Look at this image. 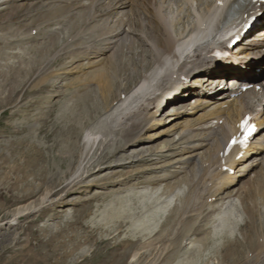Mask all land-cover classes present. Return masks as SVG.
Segmentation results:
<instances>
[{
    "label": "rangeland",
    "instance_id": "rangeland-1",
    "mask_svg": "<svg viewBox=\"0 0 264 264\" xmlns=\"http://www.w3.org/2000/svg\"><path fill=\"white\" fill-rule=\"evenodd\" d=\"M35 2L37 4L42 3L41 0H32L30 3L32 4ZM201 2L204 4L205 0L204 2L200 0V3ZM208 2L210 1L207 0L206 3ZM18 3L19 1L12 2V4ZM9 6L10 2L6 4L4 3V0H0V15H7L5 13L9 11ZM197 6H199L198 0L193 2L192 7L189 6V4L185 3L184 0H176L169 8L171 10V13L169 15H174L172 17L171 29L175 31L178 29L176 31V33H178V31L184 30L186 28V24L189 23L191 25L192 18L194 17L192 15H189L188 12H194L195 14L198 13L199 10L195 11L196 8L198 9ZM176 12H178V15H176ZM46 13V15H48V11ZM6 23L8 25H6ZM19 24V20H14L13 23L4 22L2 20L0 21V89L4 91V95H2V90L0 92V264H181L183 262V264H185L188 258V261H191L190 259L193 260L194 257H196L194 258V261L195 259H197L196 261H198L199 259L198 262H193L194 264H217L221 260L223 251L225 249L224 245L225 243H227L225 242V240L229 237L233 239H241L242 237V225L248 220L247 215H245L242 209V204L239 203V201H236L234 203V213L230 214L229 216L231 217L230 221L235 224L231 225V227H227L226 224L225 226H223L226 228V230H228L229 233L226 231L223 233L220 232L221 234L216 233L219 231L218 228H216L214 232V235L216 236H213L212 232L215 227L218 226L220 221L215 220V218L217 217L216 213L208 212L211 211V209L214 207L216 209L220 205L221 201H219V204L218 202L212 203V206L214 207L209 206L206 211L205 209L207 206L204 207L203 213H201V216L199 215L197 219L198 221H200V223L196 221L197 224H194V228L196 227V229H203L205 231L204 233L207 234V236L205 235L206 239L203 237V232H197L196 234L192 233V231L187 232L183 236L184 238H181V243L179 242L181 248L178 246V256L172 257L173 253L171 251L170 253H168L167 250L169 242H167L166 244L165 242H160L162 244L161 245L158 240L161 235L164 236V233L166 235V231L168 230L169 233H171L172 231V233L175 234L177 229H179L180 227V225L178 226V224H180V219L187 216L186 213L181 216L178 213L176 214L175 209L183 204V199L188 191V185L185 182H182L179 183V185H177L176 187L171 188L174 182V184H177L176 182H178V179L169 177L172 175V171H161L163 168H165V166H167V162L164 163V161H162L161 159H170L167 156L155 162H151L148 165L136 162L135 164L122 167V169H119V167L116 169H107V172L113 171V173H115V171L117 172L122 170L119 173L121 177L118 176L119 178L116 177L115 180H122L124 175L128 177L130 176L124 181L123 184L114 186H108L106 184L107 186L104 185V187H101V185L97 186V184L101 183L99 182L95 186L88 185L84 190L82 188L77 189L79 188L80 184L76 185L77 181L82 178H79L77 180L72 178L73 182H70L71 185L69 184V186L65 188L66 190L61 189V187L64 186L65 183L62 184V186L57 185L53 187V185L56 184H54V181H60V179L63 178L62 175L64 176V173L69 170L70 165L68 164L70 163L67 162L63 165V162L60 161V158L68 153L67 143L69 141H80L82 144H85V137H91L90 141H87L88 146H86L85 154L82 156L79 154L80 158H78V161L81 170H79V173H77L80 174L83 167L86 166L87 168H89L99 159L101 154H103L102 151L105 150L104 147H101V150H97L98 141L105 142L110 138L114 139L115 136V139L123 138V136L121 135L122 133L117 132L121 127V123H119L120 121L118 122L113 120V115L108 116L109 108L105 109V107L100 112H93L92 103L94 101L97 102L100 99L97 91V86L94 82L86 84L84 83V81H81L83 83H80L77 79L85 78L87 74L89 72H93L96 67H87L88 65L79 67L81 64V62H79L80 56L74 58L72 54L68 53L69 51L66 50L69 49L70 46L71 48H74L73 46L77 43V35L75 37V41H73V37L75 35L74 29H64V27L62 26L63 23H52L46 28L43 26H37L32 29V32H25L17 29L19 28ZM61 26L63 27L64 31L63 29L60 30V28H62ZM181 26H183L182 29H180ZM47 28L51 31V34L48 33L49 30L47 31ZM51 28L54 29L52 30ZM55 31L57 34L55 33ZM37 35L38 38H36ZM46 35H49V38ZM50 35L52 37H50ZM53 37H55V40L58 39L56 40L57 42L59 41L58 43H56L55 41V45L54 43H52L54 46L49 43V41ZM71 38H73V40ZM43 42L47 43L44 44ZM77 45L79 46V43ZM31 48L34 51H32ZM48 48H50V50ZM43 50H45L48 54L45 51L44 53H40ZM130 53L132 55L137 54L136 51H130L118 55L117 58L119 59V61L120 59H122L121 61L124 62L126 60H129L130 58L135 59L137 57V55L132 56ZM67 54H69L70 56ZM41 56L44 58L42 59V62H38L41 67L40 71H38L32 77H30V79H28L29 81L26 82L25 87H22V85L20 84L17 89L19 91V94L17 93L15 97L8 100L7 97L10 87L6 86L8 82L3 79V73L8 72L9 68V71H12V73H14V70L18 69L19 66L21 69H27V62H33V60L35 59H40ZM109 56H113V51L106 54V56L104 57V61ZM101 61L103 60H97L98 65ZM86 63L87 62L82 63L81 65H84ZM24 64L27 66H23ZM58 70L62 71L60 72ZM24 76L25 72H21L19 74V79L24 78ZM59 76L60 78H55ZM125 77H127V74L125 75L123 73H119L117 76V80L122 86L124 84ZM42 78H44V81H42ZM40 79L41 81H39ZM38 83L40 84V86ZM50 89H52L53 91ZM88 93H90V97L92 98L88 102H85L87 99H84L83 101L79 99V96ZM17 97H19V99ZM78 101H81V103H78ZM111 104H113V102ZM90 106L91 109L89 110ZM81 111L82 113L79 115L78 113H80ZM111 120L114 122H112ZM43 121H45V123ZM116 122H118V124ZM73 123L75 124V126H79L76 124H80L84 127L81 138L79 137V139L77 140L75 136L70 137L66 134V128H68L69 125ZM152 126L154 128V126L156 127V124H152ZM153 128L150 130H156ZM51 132L52 134L49 135ZM64 134L67 138L64 136ZM147 134H149V131L146 132V134H144L143 136H146ZM117 135L120 136V138ZM92 138L96 139L93 140ZM166 139H168V136L165 135L162 136V138L152 142L151 144L160 143L163 146L164 144L168 143L165 142ZM142 140L143 139H140L137 144H141ZM165 154H168V152H166ZM174 157H176V155ZM159 161L163 164H161ZM174 161L175 159L169 160V162ZM86 162L89 163L87 164ZM142 166H150L151 168H153L149 173H143L140 172ZM156 166L158 167V169L156 168ZM176 166L180 165L177 164ZM192 168L193 166L190 167V169ZM105 173L106 172L95 174L90 178H86V182L84 183L90 184L92 180L100 178V176L104 175ZM160 175L163 176H161L160 178L155 177ZM73 177H75V175ZM85 177L86 176H83V179ZM144 180L146 182H144ZM147 181L151 183H148ZM49 187H53L52 191L51 193L45 195ZM57 189L58 194L53 195V191ZM98 193L106 194V196H104V199L101 197H93L97 196L96 194ZM67 194H69L66 198V200H68V203L65 205H61L59 202L60 199L65 198ZM224 201L229 202L230 200L225 199ZM57 202L59 204L53 205ZM116 205H118L119 207ZM216 205L218 206L216 207ZM25 206H28L29 209L26 210V212H21L22 214H19L21 216H17L14 219L13 215L14 213L16 214L18 208ZM231 207L232 204L231 206L229 205L227 209L231 211ZM119 208H121L123 210L121 211L124 213L123 215H118L121 216L119 217L120 219H118L117 215L110 219L109 214L114 210H118ZM157 209L161 212H157ZM125 210H127L128 212H126ZM151 211L156 212L157 215L155 216V218L150 219L146 223L145 227L137 225V222L139 220H142L141 218ZM225 211V209L220 208L219 215L222 216ZM205 215L208 216L209 219L204 221L205 218L203 216ZM226 218L227 217H225V219ZM126 219L128 220L125 221ZM116 223H120L121 225ZM115 226L118 229H116ZM138 227H140V229ZM143 228L145 229L143 230ZM210 230L212 232H210V235H208L207 231L209 232ZM194 237L196 239H194ZM198 237H201L202 240ZM207 238H210V242H208ZM193 240L197 242H193ZM144 241L146 243L148 241V244H146ZM203 242H207L205 243L206 249L203 245ZM142 244H146V246L151 244V246L149 245V247L147 248L139 249ZM201 247H203L204 251ZM130 248L133 249L132 253L139 250V252L143 253V256L139 257V260L134 259L135 262H133L132 256H128L127 259L123 260L121 256H125V254L129 252ZM155 248H165L167 258H160L155 261L154 259L157 258V253L155 254ZM179 249L180 251H182L180 252ZM218 249H220L221 252ZM123 252L125 253L123 254ZM193 253L197 255L195 256V254L193 255ZM154 254L155 258L153 256ZM168 256H171V258L175 260V263L171 261L170 263L166 262L167 259L172 260ZM151 257H153L154 259H152ZM186 258L187 260L184 261ZM159 260L161 261L159 262ZM200 260L202 262H200Z\"/></svg>",
    "mask_w": 264,
    "mask_h": 264
},
{
    "label": "bare ground",
    "instance_id": "bare-ground-1",
    "mask_svg": "<svg viewBox=\"0 0 264 264\" xmlns=\"http://www.w3.org/2000/svg\"><path fill=\"white\" fill-rule=\"evenodd\" d=\"M14 1L15 2L19 1V3L18 4H12V2H14ZM31 1L32 0H11V1L4 0V3H6V4L10 2V6H9L10 9L7 13H5L7 15H5V16L0 15V21L2 20L4 22L13 23L14 20H19L20 24H19V28H17V29L25 31V32L26 31L32 32V29L37 27V26L38 27L43 26L46 28L48 25H51L52 23H54V24L55 23H63L62 26L64 27V29L65 28H72L75 30V32H74L75 35L73 37L74 40H73V38H71L73 41H75V37L77 35V38H76L77 43L75 45L73 43L74 48H71V46H70V48L66 49V50H68L69 51L68 53L72 54V56L74 58H77L80 56L81 57V58L79 57L80 61L83 60L82 59L83 54H87L85 51L86 48L89 46L94 47L97 43H99L100 46H103V47H100V49H102L101 51H103V52H105L106 49H108V50H110L112 48L114 49L113 50V56H111V57L109 56L108 58H106L105 61H104V59H105L104 57L101 58L103 61H101L99 65H98L97 61L96 62L95 61L87 62L84 65H81L82 64L81 63L79 67L88 65L87 67L95 66L96 69H94V71L91 73L89 72L85 78L77 79V80L80 83H83L81 81H84V83H86V84L87 83L90 84L91 82L95 83V85L97 86V91H98L100 99H99V101H97V102L94 101L92 103L93 112H100L105 107H106L105 109L109 108L108 109L109 110L108 116L113 115L114 116L113 120L118 121V122L120 121L119 123H121V127L118 129L117 132L118 133L121 132L122 133L121 135L123 136V138H120V136L117 135L120 139H115L116 138V136H115L114 139L110 138L109 140H107L105 142L104 141H98L97 142L98 143V149L97 150H101L102 149L101 147H104L105 150L102 151L103 154H101L99 159L95 163H93V165L90 166L89 168H87L86 166L83 167L80 174H78L79 173L78 171L81 170L80 164L78 161V158H80L79 154L81 156L85 154L86 146H88L87 141H90L91 137H89V136L85 137V139H86L85 144H82L80 141H78V142H76V141L70 142L69 141L67 143L68 144V153L65 154V156H62L60 158V161L63 162V165L66 164L67 162L70 163V164H68V165H70L69 170L64 173V176L62 175L63 178L60 179V181H54V184L55 183L56 184L53 185V187H55L57 185L62 186V184L65 183V185L62 186L61 189L66 190L65 188L69 186L70 182L72 181V178H74L76 180L79 178H82L79 181H77L76 185L80 184L79 188H77V189L82 188L84 190L88 185L95 186L99 182H101V183L97 184V186L101 185V187H104V185H106V184L108 186L123 184L124 181L126 179H128L130 176L128 177V176L124 175L122 180H115L116 177H118V176L121 177V175L119 173L122 170L117 171V172L115 171V173H113V171L107 172V169H112V168L116 169L118 167H119V169H122V167L135 164L136 162H140L142 164L148 165L151 162H155V161H157L163 157H166V156L168 158L174 160L173 157L175 155L177 156L179 154L182 156L181 158L175 159L174 162H167V164H166L167 166H165V168H163L161 171H169V172L172 171V173H171L172 175L169 177H174V178L178 179V182H176L177 184H174L175 183L174 182L171 188L176 187L177 185H179V183H182V182H185L188 185V189H187L188 191H187V194L185 195V197L183 199V204L175 209L176 214L178 213L181 216V215L186 213L187 216L180 219V224H178V226L180 225V227H179V229H177L175 234H173L172 231H171V233L168 232L169 230L166 231V235L164 233V236L161 235V237L159 238V240H158L159 243L165 242V244H166L167 242H169V244L167 246L168 253H170V251H171L173 253V254L171 253L173 255L172 257L178 256V254H179V253L177 254L178 246L179 247L181 246V245H179V242L181 243V241H180V240H182L181 238H184L183 236L187 232L192 231V233H195V234L197 232H201V233L205 232L203 229L201 230L200 228H197V229H196V227L194 228V224L196 223V221L200 223V221H198L197 219H198L199 215L201 213H203L204 207L207 206L205 209V211H206L209 206L213 205L212 203L218 202V204H219V201H221L220 205L219 206L216 205V207L218 206L216 209L214 206H212L214 208L210 207L212 209L208 213H210V212L216 213L217 217L215 218V220H219L220 223L218 224V226L215 227L213 232L210 230L209 232L207 231V233H208V235H210V232H212L213 236H216V235H214L216 228H218V230H219L216 233H220V232L223 233L225 231L228 232V230H226V228L223 226H225V224H226L227 227H231V225L235 224V223L230 221L231 217H229V216H230V214L234 213V203L236 201H239V203L242 204V209H243L245 215H247L248 220H247V222L245 221L246 223H244L242 225V233H241L242 237H241V239H233V238L229 237L225 240V242H227V243H225V245H224L225 249L223 251L222 258L217 264H264V152H262L260 150L261 145H264V116L262 115L263 111H262V113L256 112L255 105H250L253 103L251 102L252 97L248 93L246 95H244L243 97H241L240 100H238V102L234 108L231 107L229 109V112L226 116V120L224 122V125L218 126L217 130H212V127L214 126V124L210 123V121L212 119H214L216 114L219 112L218 106L222 105V102H217V101L213 100L214 104L216 103V105L214 107L206 106L208 102L212 101V99L207 98V96L204 92H199V96H201L202 98H199V97L195 98V99H197L196 100L197 104L195 105L196 110L193 111V113H191L190 115L191 116L195 115L196 113H198L204 109L203 113H201L199 115L197 114L198 115L197 117L192 116L191 118H188L183 123V121H181V118L184 116V114H181V112L178 111L180 118L177 119L176 121H174L171 126L170 125L164 126L165 119L167 121L168 120L171 121L168 118L169 116L160 117L158 119V121H159L158 123L160 125V126H158V130L152 134L149 133L146 135L145 139H147V140L150 139L148 141H151V142L147 146L140 145V144H139L140 145L139 146L137 144L139 142V140L142 139L143 135L147 131H149L150 129L153 128V127L151 128L152 124H151L150 120H151V116L154 113L153 109L159 105V100H160L159 96L163 94V97H164L166 94H168L170 92H176L178 95H185L186 93H183V92L186 90V88H189L192 85H194V81L193 82L190 81L189 84L185 85L184 84L185 80L191 79L192 78L191 74L199 73V71H202L203 69L213 65V63L211 62L210 59H206L208 64H209L208 65L205 58L202 57V53L198 50H195L190 56H187L184 59V61L177 62L178 67L176 70L168 71V64L170 63V61L172 62L173 59L176 58L177 54H179L180 56H184V54H185L184 46L182 45V43L184 41L177 43L176 40H178V38H180L181 35H183L184 37L187 38L189 36V34L191 33V31L193 30L192 27L191 28L186 27L184 30L178 31V33H176L175 30H172L170 28L171 23H172V17L174 15H171L172 17H171V19H169V16H170L169 14L171 13V10L169 8L173 5V0H41L42 3H40V4H37L36 2L31 4L30 3ZM64 1H66L67 3L64 4ZM184 1H185V3H188L189 6H191L195 0H184ZM209 1L210 2L204 4V8L200 9L198 13L193 14L190 11L188 12L189 15H192L194 17V18H192V22H191L192 25H193V23H196L197 21H199L200 18H204L206 16L205 15L203 17L204 12L210 11V8L212 6H211V0H209ZM11 4H12V6H11ZM201 4H203V3L201 2L200 6H202ZM83 5H84V7L81 8V6H83ZM202 10H203V12H202ZM47 11H48V15H46ZM176 15H178V12H176ZM6 25H8V24L6 23ZM53 26H55V25H53ZM63 27L60 28V30L63 29ZM182 28H183V26H181V29ZM64 29H63V31H64ZM41 30H42V28H41ZM48 30L49 29L47 28V31ZM56 30H57V28H56ZM48 33L51 34V31L49 30ZM52 33H53V31H52ZM55 33H56V31H55ZM176 34H178V35H176ZM52 35H55V34H52ZM192 35H194V34H191V36ZM50 37H52V36L50 35ZM36 38H38V35L36 36ZM56 40H58V39H56ZM56 40H55V37H53L49 41V43L50 44L54 43V45H55ZM58 42L56 41V43H58ZM69 42H70V40H69ZM45 43H47V42H45ZM78 43H79V46L77 45ZM54 45L52 44V46H54ZM34 47H33V49H34ZM37 48H35V49H37ZM33 49H32V51H34ZM48 49L50 50V48H48ZM79 50H81L82 52L81 51L79 52ZM44 51L45 50H43L40 53H44ZM130 51H132V52L136 51L137 52V54H136L137 57L135 59L130 58L129 60H126L124 62L121 61L122 59H120V61H119V59L117 58L118 55L130 52ZM93 53L99 54L100 51H97V52L93 51ZM42 55H44V54H42ZM67 55H69V54H67ZM136 55H132V56H136ZM87 56L88 55H86V58H87ZM98 56H100V55H98ZM30 57H32V56H30ZM43 58L44 57L41 56L40 59H35V60H33V62H27L26 63V64H28L27 69H21L19 66V68L16 70L11 69V70H14V73H12V71H9L10 68H9L8 72L3 73V75H2L3 79L9 83V85L7 83L6 86L10 87L9 92H8L9 94L7 97L8 100L17 95V93L19 92L17 89L20 86V84L22 85V87H25L26 82L29 81L28 79H30V77H32L35 73L40 71L41 67H40L39 63L42 62ZM62 58H63V56H62ZM4 60H5V58H4ZM21 60H20V62H21ZM234 65H236V64H232L231 67H234ZM23 66H27V65L24 64ZM75 67H77V66H75ZM5 70H7V69H5ZM224 70H226V68H224ZM58 71L61 72L62 70H58ZM21 72H25V76H24V78L19 79V74ZM119 73L120 74L123 73L125 75L127 74V77L124 78L125 81H124L123 86L117 80V76ZM217 76L218 75H215L216 78H218ZM230 76L232 78L233 77H241V76H243V72L241 71L240 67H237V68H234L232 70V74ZM55 78H60V76L55 77ZM20 80H22V81H20ZM199 80L201 82H206L205 84H208V85L209 84L212 85L215 82L213 77L212 78L203 77ZM39 81H41V79ZM42 81H44V78H42ZM2 85H4V84H2ZM39 86H40V84H39ZM46 87H47V85H46ZM1 90L2 89H0V92H1ZM50 90H52V89H50ZM194 90L197 92L199 89L197 88ZM187 91L189 93H191V91H189V90H187ZM122 94L124 95V97L121 99L120 97ZM2 95H4V91H3ZM17 98L19 99V97H17ZM79 99L81 101H83L84 99H87L85 102H88L92 98L90 97V93H88V94H84V95L79 96ZM81 101L80 102L78 101V103H81ZM112 102H113V104H111ZM181 105H183V104L182 103H180V104L175 103L174 105H171L169 107L170 109H168V111L178 109V107H180ZM28 107H31V106H28ZM90 109H91V106L89 107V110ZM194 112H195V114H194ZM81 113H82V111L78 114L80 115ZM246 114H252L255 117V120H254L255 124H256L255 126L257 128H259V130H258L259 133L257 135H255L253 138V147H252V151H250V156L248 159H246L243 162L238 163L237 166L234 167L235 173L232 176H229L228 178H226L221 184L217 183L218 177H216V175L214 173H211L209 166L216 163V154L223 147V145L226 143L227 139L229 138V135L233 132L232 128H233L234 123ZM61 116H62V114H61ZM67 119H69V118H67ZM70 119H72V118H70ZM81 120H82V118H81ZM111 121H109V122H111ZM43 122L45 123V121H43ZM112 122H114V121H112ZM118 122H116V123L118 124ZM179 124H182V125H179ZM76 125H79V126H75L74 123L69 125V127L67 126L68 128H66L67 129L66 134L69 135L70 137L75 136L76 140H77V139H79V137L81 138L84 127L81 126L80 124H76ZM52 128H53V126H52ZM178 129H182V131H180V136L177 140H173L174 139L173 137H172L173 139L168 138L165 141L168 143L164 144L163 146L160 143L159 144L158 143L157 144H154V143L151 144L152 142L162 138V136H165V135L168 137L171 136L170 134L174 131H177ZM55 131H54V133H55ZM110 132H112V131H110ZM51 134H52V132L49 135H51ZM114 134H115V132H114ZM64 136H65V134H64ZM92 139L95 140L96 138H92ZM154 139H156V140H154ZM64 141H65V139H64ZM79 143H81V144H79ZM204 146H206V147L203 150ZM65 147H66V145H65ZM201 149H202V151L200 152ZM166 152H168V154H165ZM184 152H190L193 154L184 157V155H183ZM164 159H166V158H164ZM82 160H83V158H82ZM86 163L88 164L89 162H86ZM205 163L209 164V166L207 168H203V165ZM177 164H179L180 166H176ZM191 166H193L192 169L189 168ZM153 167H154V165H153ZM160 167H161V165H160ZM160 167H159V169H160ZM152 168L150 166H147V167L142 166V169L140 170V172H143V173L148 172L149 173L152 170ZM156 168L158 169L157 166H156ZM186 169H188V170H186ZM42 170H44V169H42ZM179 171H185V172L182 176L177 177V174L179 173ZM104 172H106L104 175H101L100 178H98L96 180H92V182L90 184L84 183V182H86L85 181L86 178H90L95 174H100V173H104ZM134 173H136V172H134ZM138 174H139V172H138ZM74 175H75V177H73ZM83 176H86V177L83 179ZM161 176H163V175L155 176V177L160 178ZM212 179H215L214 183H212L210 186H208L209 182H211ZM234 180H237L236 184H234ZM144 182H146V181L144 180ZM141 183H142V181H141ZM148 183H151V182H148ZM149 185H151V184H149ZM152 185H154V184H152ZM53 187H49L47 189L45 195L48 193H51ZM169 190H170V188H169ZM76 192H77V190H76ZM55 194H58V189L53 191V195H55ZM69 194H70V192H69ZM69 194H67L65 198L60 199L59 202L61 205H65L68 203V200H66V198ZM96 195L97 196H93V197H96V198L101 197L104 199V196H106V194H101V193L100 194L98 193ZM130 196H132V195H130ZM231 197L233 198V200H230ZM21 198H23V197H21ZM225 199H229L230 201L226 202V201H224ZM23 200H25V199H23ZM119 201H121V200H119ZM49 202H51V201H49ZM56 204H59V203L57 202L53 205H56ZM116 204H118V203H116ZM231 204H232L231 211H229V209H227V208L229 205L231 206ZM116 206H118V205H116ZM220 208H223L226 210L222 214V216L219 215ZM28 209H29L28 206L18 208V210L16 211V214L14 213V215H13L14 219L17 216H21L19 214L23 211L26 212V210H28ZM121 210L122 209L119 208L118 210H114L113 212H111L109 214L110 219H112L116 215H117L118 219H120L119 217H121V216H118V215L124 214L122 212L123 210L122 211ZM125 211L128 212L127 210H125ZM129 212H131V211H129ZM157 212H161V211L158 210ZM173 213H175V212H173ZM126 214H128V213H126ZM128 215H126V216H128ZM156 215L157 214L155 211L149 212L147 215H144V217L141 218L142 220H139V221L137 220L138 221L137 225H140L141 227L142 226L145 227L146 223L150 219L155 218ZM173 217H174V215H173ZM203 217L205 218L204 221L209 219L208 216H206V215ZM225 217H227V218L225 219ZM127 220L128 219H126L125 221H127ZM116 224L121 225L120 223H116ZM119 225H117V226H119ZM115 228H116V226H115ZM138 228L140 229V227H138ZM116 229H118V228H116ZM144 229L145 228H143V230ZM116 231H118V230H116ZM205 235L207 236V234L204 233V236H203L204 238H205ZM190 239H191V237H190ZM194 239H196V238L194 237ZM199 239H201V237ZM209 239H208V242H210ZM152 241H149V242H152ZM190 242H191V240H190ZM193 242H197V241L193 240ZM203 243H204L203 245L205 247V243H207V242H203ZM146 244H148V241ZM146 244H144V245L142 244L139 247V249L147 248V247H149V245L151 246V244H149L148 246H146ZM114 247H116V246H114ZM165 247H166V245H165ZM201 248L203 250V247H201ZM201 248H198V249H201ZM205 249H206V247H205ZM220 249H218V250H220ZM179 251H180V249H179ZM132 252H133V249L130 248L129 252L126 253L125 256L124 255H123V257L121 256V258L124 260V259H127L128 256L129 257L132 256V260H133V262H135L134 259L139 260V257L143 256L142 255L143 253L139 252V250L135 251L134 253H132ZM192 252H196V251H192ZM220 252H221V250H220ZM124 253L125 252H123V254ZM156 253H157V256H156L157 258L154 259ZM197 253H198V251H197ZM155 254L153 255L154 258L151 257L155 261L160 259V258H165V257L167 258L165 248L156 249ZM194 254L195 253H193V255ZM196 255L197 254H195V256ZM188 257H189V255H188ZM169 258L173 260V258H171V256ZM194 258H196V257H194ZM194 258H193V260L190 259L191 261H188L189 258H188V260L186 258L184 260V261L187 260V262L185 264H194L193 262H195L197 260V259H195V261H194ZM172 260L167 259L166 262L170 263V261L171 262L175 261V260H173V261ZM201 260H200V262H202ZM160 261L161 260H159V262ZM198 261H199V259H198ZM198 261H196V262H198ZM153 263H155V262H153ZM183 263H181V264H183Z\"/></svg>",
    "mask_w": 264,
    "mask_h": 264
}]
</instances>
